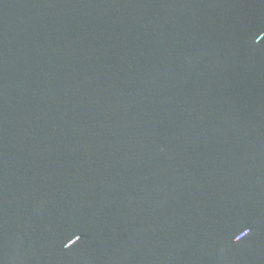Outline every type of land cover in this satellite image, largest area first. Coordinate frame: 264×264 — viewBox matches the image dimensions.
Returning a JSON list of instances; mask_svg holds the SVG:
<instances>
[{
	"label": "water",
	"instance_id": "1",
	"mask_svg": "<svg viewBox=\"0 0 264 264\" xmlns=\"http://www.w3.org/2000/svg\"><path fill=\"white\" fill-rule=\"evenodd\" d=\"M0 264H264V0H0Z\"/></svg>",
	"mask_w": 264,
	"mask_h": 264
}]
</instances>
